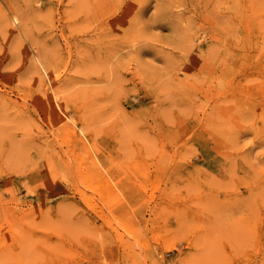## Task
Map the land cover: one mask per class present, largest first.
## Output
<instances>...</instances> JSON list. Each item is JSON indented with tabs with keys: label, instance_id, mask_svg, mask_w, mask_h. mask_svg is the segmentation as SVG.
Listing matches in <instances>:
<instances>
[{
	"label": "rangeland",
	"instance_id": "1",
	"mask_svg": "<svg viewBox=\"0 0 264 264\" xmlns=\"http://www.w3.org/2000/svg\"><path fill=\"white\" fill-rule=\"evenodd\" d=\"M22 263L264 264V0H0Z\"/></svg>",
	"mask_w": 264,
	"mask_h": 264
},
{
	"label": "bare ground",
	"instance_id": "2",
	"mask_svg": "<svg viewBox=\"0 0 264 264\" xmlns=\"http://www.w3.org/2000/svg\"><path fill=\"white\" fill-rule=\"evenodd\" d=\"M15 20H16V19H15ZM201 40H202V39H201ZM197 42H198V41H197ZM37 60H38V58H37ZM34 61H35V60H34ZM35 63H36V62H35ZM33 64H34V63H33ZM35 65H37V64H35ZM39 65L41 66V69L44 71V67H43V65H42L40 62H39ZM37 68H38V67H37ZM38 69H39V68H38ZM41 69H40V70H41ZM37 71H38V70H37ZM35 72H36V70H35ZM40 72H41V71H40ZM36 73H37V72H36ZM38 73H39V72H38ZM34 74H35V73H34ZM39 74H40V73H39ZM40 75H41V74H40ZM40 75H39V76H40ZM36 76H37V75H36ZM37 77H38V76H37ZM40 77H41V76H40ZM49 77H50V76H49ZM42 78H43V77H42ZM39 80H40V79H38V82H39ZM40 84H41V83H40ZM43 89H44V88H43ZM47 91H48V90H47ZM47 91H46V92H47ZM49 91H50V90H49ZM59 92H60V91H59ZM44 96H46V95H44ZM47 97H48V96H47ZM59 97H60V96H59ZM56 115H57V114H56ZM24 262H25V261H24ZM22 264H23V263H22Z\"/></svg>",
	"mask_w": 264,
	"mask_h": 264
}]
</instances>
